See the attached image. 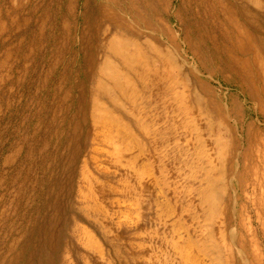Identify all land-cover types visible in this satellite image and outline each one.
Masks as SVG:
<instances>
[{"label":"rangeland","instance_id":"obj_1","mask_svg":"<svg viewBox=\"0 0 264 264\" xmlns=\"http://www.w3.org/2000/svg\"><path fill=\"white\" fill-rule=\"evenodd\" d=\"M114 13L128 25L125 39L144 52L147 42L169 49L158 35L167 25L175 39L172 53L185 62L194 90L190 99H197L196 133L206 138L218 136V128L233 130L216 168L224 187L217 218H191L190 186L176 179L168 147L153 146L166 168L158 180L154 166L141 167L151 155L129 139H117L119 165L102 135L90 138L98 130L93 98L112 108L95 95L94 76L108 57L104 30ZM257 53L264 57V0H0V264H189L176 244L199 264H227L229 254L241 264L239 230L230 235L232 220L224 216L236 198L230 184L241 147L236 138L243 124L262 123L251 100L258 95L252 83ZM194 69L204 85L194 82ZM152 99L151 106L137 100L145 110L157 107L151 118L144 116L147 122L161 110L157 96ZM230 143L235 146L228 150ZM131 158L139 179L126 176ZM180 208L181 220L173 215ZM207 222L215 232L210 238L200 235ZM221 224L224 241L216 234Z\"/></svg>","mask_w":264,"mask_h":264},{"label":"bare ground","instance_id":"obj_2","mask_svg":"<svg viewBox=\"0 0 264 264\" xmlns=\"http://www.w3.org/2000/svg\"><path fill=\"white\" fill-rule=\"evenodd\" d=\"M135 11V8H130L129 13L132 17H139ZM101 12L106 13L104 10ZM119 16L118 13H114L109 20L110 26L104 30L107 39L103 48L110 58L105 57L100 61L94 76L95 95L103 96L112 108L103 106L97 97L93 98L91 118L98 130L94 136L91 134L90 138L95 140L102 135L111 146V154L119 165H122V151L117 139H129L132 145L136 144L139 147L140 152L147 156L151 155L146 158L147 161L141 163V167L142 169L147 167L146 170L149 171V168L154 166V169L159 171L158 180L166 176V168L162 165V161H156L157 151L153 146L158 142L161 146L168 147L175 161L176 179L184 183L180 185L190 186L189 194L192 199L189 201V206H194L195 209V215L191 218L200 217L206 223L214 217L217 218L220 215L219 205H224V199L222 202L224 187L218 184L219 180L215 174L218 170L217 164L222 165L227 152L223 149L228 145V143L224 145V138L233 142V134H229L233 130L218 128V136L213 137L214 132L206 138L200 132L196 133L194 105L197 99L195 97L194 100L190 99L194 90L183 71L185 62L181 60L182 65L172 53L175 45L172 31L167 25H161L158 31L160 39L169 44V49L147 42V51L144 52L140 44L130 38L125 39L123 31L128 29V25L121 21ZM126 48L130 50L129 55L124 51ZM255 55L256 74L252 73V83L257 81L255 84L258 86L255 89L258 95L256 100L254 96L251 100L258 116L262 117V123L255 120L243 124L236 138L241 147L234 160L235 171L230 174V184L234 193L236 191V198L229 201L232 209L224 216L225 221L226 218L232 220L229 224L230 235L235 228L239 230L238 240L242 247H238V253L242 256L241 264H264V57L258 53ZM113 57L120 62L121 67L112 61ZM194 70L192 71L194 82L204 85L199 78L201 71ZM133 84L138 85V88H134ZM153 95L157 96L161 110L159 113L156 112L157 116L152 115L151 121L147 122L144 116L151 118L150 113L157 107L145 110L139 107L137 100L140 96L147 105L151 106ZM121 100L128 102L131 108L124 106ZM199 113L208 115V112ZM133 127L139 131L138 135L132 130ZM212 128L210 122H207L204 131L209 133ZM210 139L211 148L207 143ZM234 146L230 143L228 150ZM151 151H154L153 154ZM160 155L158 152V157ZM134 160L135 158H131L126 165L128 170L126 176H129L130 180L139 179L140 176ZM230 162L232 167L231 159ZM184 211L180 208L177 213L173 212V215H178V219L181 220ZM222 224L218 226L216 234L224 241ZM214 233V228L209 223L200 231V235L207 238ZM253 237L260 239V243L258 241L259 244L253 243ZM89 241L92 243L90 237ZM189 242H192L191 237ZM40 248L44 249L43 243L40 244ZM174 248L179 250L180 255L189 264H199L195 259L190 258L183 247L176 244ZM55 259L51 263H54ZM226 262L234 264V257L229 254Z\"/></svg>","mask_w":264,"mask_h":264}]
</instances>
